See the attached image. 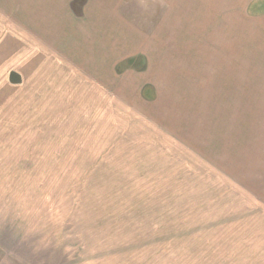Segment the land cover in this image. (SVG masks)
<instances>
[{
	"label": "rangeland",
	"instance_id": "obj_1",
	"mask_svg": "<svg viewBox=\"0 0 264 264\" xmlns=\"http://www.w3.org/2000/svg\"><path fill=\"white\" fill-rule=\"evenodd\" d=\"M183 1L0 0V264H264V2Z\"/></svg>",
	"mask_w": 264,
	"mask_h": 264
},
{
	"label": "crops",
	"instance_id": "obj_2",
	"mask_svg": "<svg viewBox=\"0 0 264 264\" xmlns=\"http://www.w3.org/2000/svg\"><path fill=\"white\" fill-rule=\"evenodd\" d=\"M248 1L251 2L253 0ZM260 1L264 2V0ZM227 9L228 6L224 0L183 1V12L181 14L183 18L180 25L182 29H180V31L183 34V38L187 39L192 36L190 30L194 28L193 47L196 52H200L202 54L201 48L198 47L199 38L201 39V41L202 38L206 40L208 35V40L211 44L210 50L212 52H215L219 56L227 54V52L229 51L228 44L232 43V37L228 39L230 28L228 27ZM92 11L100 13V4L98 3L96 5V8H93ZM219 13L223 14L219 16ZM256 18L257 22L259 23V28L256 32L253 31L254 33H252V44L257 45L255 47L256 50L264 52V12ZM220 22L222 28L220 26ZM222 45H225V48L222 47ZM259 60L262 61L261 59ZM259 66L263 67V64Z\"/></svg>",
	"mask_w": 264,
	"mask_h": 264
}]
</instances>
